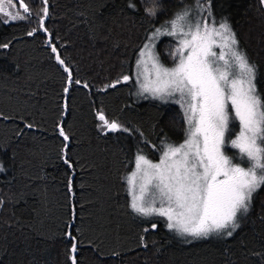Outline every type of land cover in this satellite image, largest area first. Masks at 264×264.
<instances>
[{"label":"trees","instance_id":"1","mask_svg":"<svg viewBox=\"0 0 264 264\" xmlns=\"http://www.w3.org/2000/svg\"><path fill=\"white\" fill-rule=\"evenodd\" d=\"M202 1L207 9L209 0ZM26 2L30 17L0 19V44H9L0 48V264H71L68 231L79 241L78 264H264V186L231 237H181L163 218L146 221L130 207L125 175L136 154L159 159L165 144L184 140L187 128L179 107L134 99L139 50L147 35L196 0H133L135 9L129 0H48L47 32L39 29L40 0ZM157 5L155 16L145 13ZM210 7L211 18L227 19L256 65L264 97V5L210 0ZM48 37L73 81H81L68 93ZM174 45L167 39L158 44L166 66L174 65ZM124 75L131 79L106 87ZM100 109L129 131H102Z\"/></svg>","mask_w":264,"mask_h":264},{"label":"snow or ice","instance_id":"2","mask_svg":"<svg viewBox=\"0 0 264 264\" xmlns=\"http://www.w3.org/2000/svg\"><path fill=\"white\" fill-rule=\"evenodd\" d=\"M40 2L43 6L39 10V29L47 32L44 23L49 15L48 0ZM260 4L264 5V0ZM128 6L136 8L133 0H129ZM157 7L144 11L155 16ZM196 8L201 13L207 10L208 15H195L192 8L181 9L147 35L139 50L136 64L143 70L136 73V78L140 82L143 77L140 94L147 93L162 101L174 100L183 110L187 128L182 143L163 146L158 163L140 152L136 154V171L128 177L130 207L143 217H165L167 228L182 237H231L239 227L240 215L249 211L254 194L264 186V97L257 89L256 65L239 48L227 19L218 26L214 20L210 22V0L207 9L196 0ZM32 14L24 0H19V10L14 0H0V19L6 17L2 19L4 24L23 21ZM37 30L33 28L27 35ZM161 36L178 39L177 46L169 52L173 67L161 63L155 50ZM8 47V43L0 44V48ZM214 48H219V53ZM51 51L67 74L68 86L63 91L68 93L73 83L79 85L81 81H73L72 71L57 47L53 45ZM130 79L124 75L106 87ZM96 118L102 131H129L117 120L110 121L102 109L97 110ZM234 121L239 122V132L229 139ZM25 127L31 129L34 125ZM57 127L63 140L69 141L64 127ZM229 145L238 150L240 162H234L236 158L226 154ZM67 147L65 143L64 148ZM64 163L73 167L66 153ZM244 163L248 166H242ZM3 170L0 165V171ZM68 189L72 191L71 177ZM157 227L156 223L151 224L152 230ZM65 235L71 241L68 259L71 264H78L79 241L71 231Z\"/></svg>","mask_w":264,"mask_h":264},{"label":"rangeland","instance_id":"3","mask_svg":"<svg viewBox=\"0 0 264 264\" xmlns=\"http://www.w3.org/2000/svg\"><path fill=\"white\" fill-rule=\"evenodd\" d=\"M24 2L25 3H27L26 2V0H24ZM14 3L16 4V6H17V10H19V0H14ZM200 3L201 4H203V5H205V3L202 1V0H200ZM205 7H206V5H205ZM188 8H192L193 9V12L195 13V15H200V16H207L208 15V13L206 12V10L204 11V12H199V10L196 8V2H194L192 5H191V7H188ZM206 9V8H205ZM21 11V13H22V10H20ZM23 14V13H22ZM173 18V17H172ZM2 19H6V17H3ZM1 19V20H2ZM193 19H194V17H193ZM170 20V19H169ZM209 20H210V22L213 20V18H209ZM220 23V22H219ZM218 22H216V24H217V26H218V24H219ZM159 27H161V26H159ZM158 28V27H157ZM164 39H167V40H172V41H174L175 42V45H174V48L177 46V44H178V39L176 38V37H171V36H161L157 41H156V52H157V54H158V49H157V47H158V44L161 42V41H163ZM173 48V49H174ZM214 51H216L217 53H219V51H220V49L219 48H214ZM138 56H139V54H138ZM138 58V57H137ZM137 61V60H136ZM162 63V62H161ZM166 66V65H165ZM174 65H172V66H166V67H173ZM151 66L149 65V68H150ZM143 69H141V68H138L137 67V64L135 63V67H134V72H133V80H134V89H133V92H132V94H133V97H134V99L136 100V101H142V100H154V101H157V102H160V103H168V104H172V105H175V106H177V107H179L180 108V110L182 111V113H183V110L181 109V107H180V105L179 104H177V103H175V101L174 100H167V101H162V100H159V99H156V98H153L152 96H150V95H148L147 93H144L143 95H141L140 94V82H142L143 81V77H141V79H140V82H138V80H137V78H136V73L138 72V71H142ZM184 115V114H183ZM239 132V122L238 121H234L233 122V126H232V135L229 137V139H233V138H235V135H236V133H238ZM186 138V137H185ZM184 138V139H185ZM183 142V141H182ZM182 142H180V143H182ZM179 143V144H180ZM179 144H176V145H179ZM225 151H226V154L227 155H229V156H234L236 159H235V161L234 162H240V157H239V153H238V150L237 149H234V148H231V146L229 145V146H227L226 147V149H225ZM147 158V157H146ZM147 159H149V158H147ZM150 161H152L153 163H158L159 162V160H160V157H159V159H157V160H151V159H149ZM245 164V163H244ZM242 166H245V167H247L248 165L247 164H245V165H242ZM134 171H136V164H135V159H134V164H133V167H132V169L130 170V171H128L127 173H126V175H125V183H126V187H127V191H128V194H129V196H130V203H131V199H132V197H131V194H130V192H129V184H128V177L134 172ZM139 179H140V177H139V175L136 177V180L139 182ZM137 186H138V184H137ZM244 216V214H241L240 215V217H239V223L241 222V219H242V217ZM142 218H144L146 221H152V220H155V219H157V218H163L164 220H165V224L167 225V220H166V218L165 217H161V216H156V215H154V216H150V217H143V216H141ZM174 231V230H173ZM175 232V231H174ZM176 233V232H175ZM177 235H179L178 233H176ZM180 236V235H179ZM182 237V236H181ZM209 237H227V236H217V235H211V236H209ZM192 238V237H191Z\"/></svg>","mask_w":264,"mask_h":264},{"label":"water","instance_id":"4","mask_svg":"<svg viewBox=\"0 0 264 264\" xmlns=\"http://www.w3.org/2000/svg\"><path fill=\"white\" fill-rule=\"evenodd\" d=\"M50 40V37H48L47 41ZM48 46H50L52 48V45H50V43H47ZM55 56V54H54ZM57 62V61H56ZM58 63V62H57ZM59 64V63H58ZM60 65V64H59ZM60 67L63 69V66L60 65Z\"/></svg>","mask_w":264,"mask_h":264}]
</instances>
